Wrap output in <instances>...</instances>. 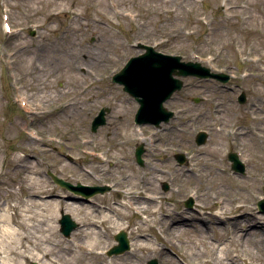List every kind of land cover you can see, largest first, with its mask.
I'll list each match as a JSON object with an SVG mask.
<instances>
[{
  "label": "rangeland",
  "instance_id": "1",
  "mask_svg": "<svg viewBox=\"0 0 264 264\" xmlns=\"http://www.w3.org/2000/svg\"><path fill=\"white\" fill-rule=\"evenodd\" d=\"M5 12L10 32L3 27ZM139 41L233 76L225 83L180 76L183 86L165 101L174 111L169 121L137 124V101L111 75L141 53ZM24 96L28 105L19 100ZM102 106L109 108L106 122L92 131ZM200 129L208 134L198 144ZM139 143L142 164L134 155ZM231 151L239 152L243 172L231 168ZM192 155L198 159L190 171ZM48 170L73 185L111 187L87 201L53 182ZM127 184L159 193L169 215L157 220L149 202L140 214L117 205ZM189 197L191 207L184 203ZM260 197L264 0H0V224L16 233L0 230V264H217L215 252H207L217 219L208 214L206 229L193 218L196 205L211 209L219 199L225 208L247 206L243 221L231 220L225 232L236 235L227 264H245L247 256L264 264ZM61 209L79 223L70 237L59 229ZM144 216L153 220L154 227L143 224L151 246L107 254L120 230L129 245L136 240L132 230ZM174 218H189L194 228H165ZM91 223L98 245L87 251ZM254 223L262 229L247 230Z\"/></svg>",
  "mask_w": 264,
  "mask_h": 264
},
{
  "label": "water",
  "instance_id": "2",
  "mask_svg": "<svg viewBox=\"0 0 264 264\" xmlns=\"http://www.w3.org/2000/svg\"><path fill=\"white\" fill-rule=\"evenodd\" d=\"M145 49L144 52L131 56L124 65L112 75V80L122 83L123 89L133 95L139 103L135 113V121L150 122L158 126L161 121H167L173 112L167 110L163 106V102L170 97L173 91L179 89L183 81L177 77L179 75H195L198 77H215L216 79L225 82L228 79L226 73L211 72L206 66H203L198 61H182L179 55L164 54L156 51L152 46L139 44ZM177 75V76H175ZM244 100V94L241 93L238 101ZM108 107H102L97 115L94 116L91 122V129L95 130L100 124L105 123V113ZM207 134L204 131H199L195 137L197 143L205 141ZM143 152L142 144H138L135 148V158L139 164H142L141 153ZM228 158L232 160L231 167L237 171H243V165L238 160L234 152L228 153ZM175 157L179 162H182L184 157L182 154H176ZM54 182L61 186L74 190L83 194L85 197L95 192H103L109 189L108 185H83L77 183L73 185L69 181L54 175L49 171ZM164 188L166 186L164 185ZM186 205L190 206L191 201H185ZM257 206L259 211L264 212V198L258 200ZM61 217L58 222L60 231L63 235L68 236L70 232L77 227L78 223L71 217L69 213L60 210ZM117 244L112 245L107 253L123 252L129 247V240L124 230H120L114 234ZM31 264H38L33 261ZM148 264H157L155 259H150Z\"/></svg>",
  "mask_w": 264,
  "mask_h": 264
},
{
  "label": "bare ground",
  "instance_id": "3",
  "mask_svg": "<svg viewBox=\"0 0 264 264\" xmlns=\"http://www.w3.org/2000/svg\"><path fill=\"white\" fill-rule=\"evenodd\" d=\"M105 3H106V0H105ZM196 159H198V157H196L195 155L190 156L189 161L187 163L190 171H193L196 169L195 167ZM124 191H125V195L123 196L124 200H121V202H118L117 205L122 206L123 208L126 209V211L127 209L129 210L132 209L134 212L139 213L145 207L146 205L145 202L146 203L149 202L152 205L150 215L156 216L157 220L161 219L160 218L161 215H165V216L169 215L167 213L164 214L162 212V208L164 207L163 202H162L163 196H161L159 193L152 191L150 189H147L143 186H140L139 190L130 189L128 184L126 185V188H124ZM191 196L195 197V193H191ZM169 198L170 196L167 199ZM65 209H67V207H65ZM246 209H247V206L241 203L235 204L232 207L225 208V206L223 205V199H219L215 201L211 209L205 207L202 204L196 205L194 212H196L198 216H194L193 219L199 221L198 223L200 224H204L206 226V229L209 228V226L206 225L208 221L205 222L203 219H205V217L208 214L213 216L215 219H217L213 221L214 233L216 235V237H211L213 241V246L212 245L210 246L209 244H207V246L210 247V249L207 252L210 253L211 250L215 252L216 257H217L216 258L217 264H227L228 262H233L231 259L228 258V252H229L231 244L235 243L236 241V235H228L226 237L224 235H225V232L228 230L229 225L233 223L231 222V220L243 221L241 220V217H243L245 213H247ZM248 213H250V215L252 214L251 212H248ZM142 221H143L142 224L133 227L132 232L134 236L136 237V240L134 239L133 241H131L130 248L127 250L128 252L136 250L137 245L144 247V248H149L151 246L150 240L147 238L148 233L146 232V228L143 226V224L147 223L148 226L154 227L152 225L153 220L152 218L144 216V219ZM189 221H190L189 218H174V219H170L169 221H165L164 226L165 228H168V229H171V228L177 229L179 233H184L188 229V227L192 226L194 228L193 225L189 224ZM90 225L91 227L89 230L90 231L89 238L85 246V249L87 251H91L92 247H95L98 245V241L95 240L93 236L97 233V229H96L97 225L92 224V223ZM230 226H233V225H230ZM124 227L126 228L127 226H124ZM161 227L162 225L158 224L159 232L161 233V235H163V229ZM0 228H1L0 230H3L4 233L8 232V233L16 234L14 231L11 230L10 225L2 223L0 224ZM252 228L262 229V226L261 224H256V223L250 224L247 230L252 229ZM195 229L198 230V228H195ZM15 253L18 255V252H15ZM47 254L48 252L45 251L43 255L46 256ZM244 259H245V264L246 263L255 264L254 259L249 256L244 257ZM37 261L39 262V264H43L39 260Z\"/></svg>",
  "mask_w": 264,
  "mask_h": 264
}]
</instances>
